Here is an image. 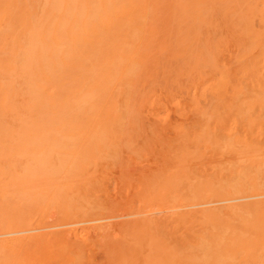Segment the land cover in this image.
Segmentation results:
<instances>
[{"label":"bare ground","instance_id":"6f19581e","mask_svg":"<svg viewBox=\"0 0 264 264\" xmlns=\"http://www.w3.org/2000/svg\"><path fill=\"white\" fill-rule=\"evenodd\" d=\"M0 264H264V0H0Z\"/></svg>","mask_w":264,"mask_h":264},{"label":"rangeland","instance_id":"374dc122","mask_svg":"<svg viewBox=\"0 0 264 264\" xmlns=\"http://www.w3.org/2000/svg\"><path fill=\"white\" fill-rule=\"evenodd\" d=\"M160 214H161V213H160ZM160 214H159V215H160ZM154 215H155V214H154ZM156 216H158V214H157ZM97 257H99V259H100V256H99V255H98ZM97 260H98V258H97Z\"/></svg>","mask_w":264,"mask_h":264}]
</instances>
